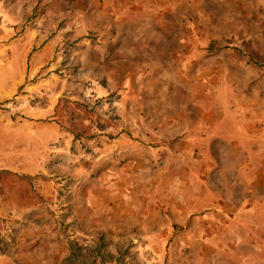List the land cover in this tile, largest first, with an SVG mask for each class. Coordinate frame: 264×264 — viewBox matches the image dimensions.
<instances>
[{
    "label": "rangeland",
    "instance_id": "1",
    "mask_svg": "<svg viewBox=\"0 0 264 264\" xmlns=\"http://www.w3.org/2000/svg\"><path fill=\"white\" fill-rule=\"evenodd\" d=\"M0 264H264V0H0Z\"/></svg>",
    "mask_w": 264,
    "mask_h": 264
},
{
    "label": "crops",
    "instance_id": "2",
    "mask_svg": "<svg viewBox=\"0 0 264 264\" xmlns=\"http://www.w3.org/2000/svg\"><path fill=\"white\" fill-rule=\"evenodd\" d=\"M250 197L252 198L253 196H250ZM246 202H247V201H246ZM245 221L248 222L247 219H245ZM235 222H236V220H235V218H233L232 223H235Z\"/></svg>",
    "mask_w": 264,
    "mask_h": 264
}]
</instances>
